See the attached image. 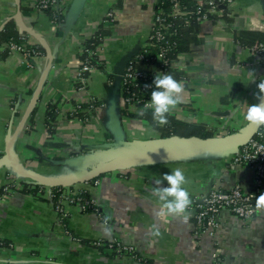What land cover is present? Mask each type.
<instances>
[{
    "label": "crops",
    "instance_id": "obj_1",
    "mask_svg": "<svg viewBox=\"0 0 264 264\" xmlns=\"http://www.w3.org/2000/svg\"><path fill=\"white\" fill-rule=\"evenodd\" d=\"M37 2L0 0V30L14 19L28 42L44 49L0 59V188L44 180L50 197L52 187H62L65 217L49 200L16 190L3 194L0 239L9 244L0 245V264H208L215 251L223 264H264V208L254 204L264 182L258 187L254 167L234 162L237 137L249 124L245 112L261 102L257 84L264 80V55L242 46L235 32L264 29V0H234L232 22H203L201 42L173 62L185 92L184 102L170 114L211 131L208 138L216 141L205 147L184 146L162 136L148 120L124 112L118 76L147 43L157 0H83L78 6L76 0H60L63 22L51 20ZM101 25L107 30L99 48L104 70H92L87 87L79 88L75 75L83 45ZM93 100L101 104L90 121L70 116L76 105ZM52 102L59 103L60 112L50 135L46 109ZM112 110L122 139L112 131ZM11 153L17 168L9 162ZM114 160L119 165L96 181L72 183ZM176 168L184 171L192 203L181 216L157 218L154 212L162 209L153 193L155 179ZM167 186L163 181L158 187ZM236 186L251 195L256 214L244 220L224 209L212 233H198L195 197ZM77 191H87L96 208L84 209L67 197ZM154 224L160 237L148 234ZM95 241L133 246L140 260L89 243Z\"/></svg>",
    "mask_w": 264,
    "mask_h": 264
},
{
    "label": "trees",
    "instance_id": "obj_2",
    "mask_svg": "<svg viewBox=\"0 0 264 264\" xmlns=\"http://www.w3.org/2000/svg\"><path fill=\"white\" fill-rule=\"evenodd\" d=\"M38 7V4H36ZM181 7L184 10H189L187 15H170L167 16V13L172 11V2L171 0H157L154 5L156 10L164 9L166 11V20L160 24L162 30L165 32L166 37L163 41H156L148 39L147 43L131 58L130 61L134 62L135 66L143 71H146L149 74H152L153 67L156 65H161L166 68L169 74L173 75L174 78H178V73L172 69L173 62L179 59L183 54L188 53L192 50L193 45L201 42L200 32H201V21L198 20L200 15L197 11V1L196 0H181ZM38 9H41L38 7ZM206 7L202 9L204 12ZM231 7L226 10L224 21L226 23H231L232 19L227 13L230 11ZM46 12V14L54 22H63L64 13L63 8L60 6V10L53 8L52 6L41 9ZM210 21L215 25L217 19L212 17ZM154 24V23H153ZM154 26V25H153ZM153 32V28H152ZM235 39L244 47H255L259 43L264 42V29L258 27H250L245 29H239L235 32ZM107 35V30L104 25H101L96 33L92 35L83 45L82 52L80 55V66L84 64H90L91 66L104 70V62L99 55V48L103 43ZM149 42V43H148ZM15 43L23 47L25 51L29 52H44V49L41 45H32L28 42L27 35L20 31L16 21L14 19L8 20L3 28L0 30V59L7 58L12 54L11 44ZM166 47L165 58L161 59L159 53L161 49ZM86 77L89 78L90 73L85 72ZM76 85L81 88L83 86L87 87L88 84L84 82L80 77L75 75ZM148 81L145 79H135L131 80L123 89V97L126 99L128 96H132L134 93H137L141 90L144 92V97L139 96L140 99L143 98V101L137 103L138 106H142L145 99L150 98V93L153 90L151 88H146L145 85ZM136 94V95H137ZM101 103L98 100H93L90 102H85L75 106V109L70 113L71 117H77L83 122L90 121L92 115L96 112V108ZM59 103L52 102L48 105L46 109V125L50 135H53L56 128L57 119L59 117ZM124 112L128 113L131 116H140L149 121V123L160 131L161 135L164 137L170 136H180V137H190V136H199L202 138H208L213 135L203 124L196 122H189L178 118L172 114H168V124L160 126L153 121L152 110L148 109L146 112L133 113L129 110V104L124 103ZM98 177L91 180L96 181ZM46 186L41 183H21L8 185L0 188V197L3 194L10 193L11 191H21L26 194H32L38 199L49 200L54 203L56 207L63 206V189L62 187H52V194L50 197L46 196ZM82 198L79 200V203L82 205L87 200H91L87 191H81L79 194ZM95 209V204L88 209ZM62 217H65L64 212H60ZM64 220V218H63ZM99 249L104 247H109L108 244L97 245L93 242H89ZM9 242L0 239V245H8ZM111 250L117 254V246H113ZM140 260V258L138 259Z\"/></svg>",
    "mask_w": 264,
    "mask_h": 264
},
{
    "label": "built area",
    "instance_id": "obj_3",
    "mask_svg": "<svg viewBox=\"0 0 264 264\" xmlns=\"http://www.w3.org/2000/svg\"><path fill=\"white\" fill-rule=\"evenodd\" d=\"M197 1V11L200 14L198 20L201 23L209 21L212 17H215L217 21H224L226 10L229 9L234 3V0H196ZM172 2V11L167 13V16L170 15H187L189 10H184L181 7V0H171ZM38 7L41 9L48 8L52 6L53 8L60 10V0H38ZM206 7L205 11L202 12V9ZM112 15V14H110ZM230 16V11L227 13ZM166 20V11L164 9L153 11V32L151 33L149 40L163 41L165 40L166 34L160 26L163 21ZM252 49L260 55H264V42L259 43ZM12 53H23L26 56L35 55L38 52H29L25 51L22 46L15 43L11 44ZM166 47L161 49L159 57L161 59L165 58ZM159 71L162 73H168L166 68L161 65H156ZM96 69L90 64H84L80 66L77 71V76L80 77L86 84H88V77H86L85 72L90 73L92 70ZM156 70L153 69L152 74L143 71L135 66L134 62L129 60L126 67V71L122 77V87L124 89L125 84L131 80L138 78L145 79L148 82L146 85L151 88L153 86V80L156 75ZM169 74V73H168ZM81 88H86L85 86ZM134 93L132 96H128L124 99V103L127 102L130 106H137L141 109L144 108L150 98L145 99L142 106H138L137 103L143 101V98L140 99L139 96L144 97L143 90L139 91L138 94ZM234 162L238 164H247L255 169V183L259 187L264 182V126L258 127L254 136H252L244 145H242L234 156ZM81 191H77L75 194L69 192L67 196L73 202H79L82 198L80 197ZM52 194V190L50 192ZM51 196V195H50ZM63 195V199L65 198ZM62 199V201H63ZM193 204L195 206L196 212L194 219L196 222L197 232L200 234L212 233L213 230L218 226V217L222 210L228 209L233 214L238 216L241 219L248 220L256 214V206L252 202L251 195L245 193L241 187L236 186L230 190L222 189H213L208 193L201 194L195 197ZM94 205L93 200H87L82 204L84 209ZM59 212H64L63 206L57 207ZM97 245H102V242L95 241ZM104 244V243H103ZM117 246V251L120 254H128L133 258L139 259L136 250L133 246L122 245L120 243H111L110 248ZM208 264H223L220 258L218 251H215L212 255V258Z\"/></svg>",
    "mask_w": 264,
    "mask_h": 264
},
{
    "label": "clouds",
    "instance_id": "obj_4",
    "mask_svg": "<svg viewBox=\"0 0 264 264\" xmlns=\"http://www.w3.org/2000/svg\"><path fill=\"white\" fill-rule=\"evenodd\" d=\"M250 74L255 77L254 73L250 72ZM252 81H255V79ZM145 87L148 86L145 85ZM257 87L259 89L257 99L261 102L248 105L245 119L250 124L260 127L264 126V99H262L264 98V80H260ZM184 92L185 84L183 81H178L168 73H156L150 100L145 104L142 113L151 109L153 121L160 126L167 125L169 122L168 114L184 102ZM148 163H153V161L148 158ZM163 181H166L168 186L158 187ZM186 183V176L181 168L171 170V174H164L162 178L155 179L157 187L153 188V193L161 202L162 209L154 212L157 218L162 214L178 217L187 213L192 200L189 191L184 187ZM256 205L258 209L264 208V193L256 198ZM189 215L190 213L183 216L185 222ZM148 234L160 237V228L154 224Z\"/></svg>",
    "mask_w": 264,
    "mask_h": 264
},
{
    "label": "water",
    "instance_id": "obj_5",
    "mask_svg": "<svg viewBox=\"0 0 264 264\" xmlns=\"http://www.w3.org/2000/svg\"><path fill=\"white\" fill-rule=\"evenodd\" d=\"M83 0H76V5H80L82 3ZM19 2V1H18ZM18 10L19 13L21 11V7L20 4L18 3ZM237 23L238 25H240L242 28H244V18H237ZM67 25V24H66ZM43 42V40H41ZM130 60V59H129ZM129 60L125 63L124 69L122 71V73L118 76V80L119 82H121L122 77L126 71V67L128 65ZM111 115L113 118V128L112 131L114 132V134L119 138L122 139V132H121V128L116 116V113L114 110L111 111ZM258 127L252 124H248L242 131L241 133L238 135L237 140H236V146L239 149L242 145H244L252 136H254L255 132L257 131ZM173 140L176 141H180V143H182L184 146L187 147H205V146H210L212 145L216 139L214 138H200L198 136H191L189 138H184V137H180V136H173L172 137ZM9 162L11 163L12 166L17 168L16 165V157L14 154H9ZM118 160H114V161H109L101 166H99L98 168L94 169L91 172H85V173H81L79 174L72 183L74 182H85V181H89L92 180L98 176H100L102 173L105 172H109L113 169H115L118 165H119ZM19 168V167H18ZM20 169V168H19ZM36 178V177H35ZM41 183L43 184H49V182H46L44 180H40ZM51 183V182H50ZM52 184V183H51ZM67 185H71V183L67 184ZM208 193V192H206ZM205 193V194H206ZM256 204V203H254Z\"/></svg>",
    "mask_w": 264,
    "mask_h": 264
}]
</instances>
